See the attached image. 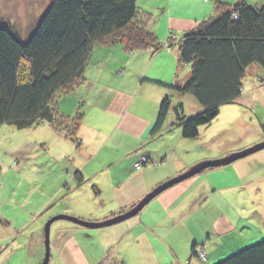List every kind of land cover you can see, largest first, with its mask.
Returning a JSON list of instances; mask_svg holds the SVG:
<instances>
[{
	"label": "crops",
	"instance_id": "1",
	"mask_svg": "<svg viewBox=\"0 0 264 264\" xmlns=\"http://www.w3.org/2000/svg\"><path fill=\"white\" fill-rule=\"evenodd\" d=\"M174 1L136 0V4L151 16L154 12L164 14L161 19L168 20L166 30L170 34L190 32L215 12L208 2L192 0L189 12L195 15L190 16L183 5L174 6ZM243 1L225 2L234 5ZM198 8L207 11L197 14ZM155 26L153 30L163 45ZM165 34L163 40H166ZM94 49L100 54L97 61H94ZM93 52L84 72V82L63 94L60 103L72 107V114L68 116H81L76 125L78 142L74 143L48 122L29 128L53 134V143L61 149L60 155L52 158L54 166L60 160L59 171L57 167L45 171L40 164L37 168L35 196L40 198L34 201L38 205L34 213L40 212L39 218L49 212L46 219L63 213L84 221L103 222L126 212L156 187L189 167L222 157L221 154L214 156L211 150L202 152L199 137H183L181 128L175 129L174 119L168 121L167 117L162 128L155 129L162 102L170 97L172 87L184 84L190 76L191 70L180 76L182 70L178 65L191 67L181 62L177 44L163 46L156 53L149 48L130 50L125 43L96 44ZM162 54L177 69L170 67L167 75H161L164 73L159 68L150 73L151 65L145 66L149 61L153 64ZM101 56L108 62L101 63ZM256 81L246 75L242 93L232 103L252 107L263 119L264 112L256 113V109L258 106L264 109V85ZM196 152L199 157H189ZM141 153L148 155L152 164L136 170L134 164ZM258 181L264 184V150L228 166L206 170L167 189L136 216L120 223L87 228L67 220L55 221L51 226L49 264H204L196 257L198 247L203 245L208 258L205 264H214L232 253V248H226L225 244L245 220L243 215L235 218L237 223L228 216H216L217 194L232 190L237 195L243 191L255 195L254 190L262 185ZM260 199L264 200L263 191ZM44 238L43 228H39L32 235L31 244L29 239H20L18 247L10 250L11 255L19 251L17 256L21 254V258L10 262L8 257V264H41ZM6 240L0 239V242Z\"/></svg>",
	"mask_w": 264,
	"mask_h": 264
},
{
	"label": "trees",
	"instance_id": "2",
	"mask_svg": "<svg viewBox=\"0 0 264 264\" xmlns=\"http://www.w3.org/2000/svg\"><path fill=\"white\" fill-rule=\"evenodd\" d=\"M215 14L216 19L201 22L176 43L181 62L190 65L191 72L184 84L172 89L194 96L203 107L189 119L178 115L182 135L188 139L198 137L200 127L216 119L223 105L240 97L249 67L264 70V7L218 1ZM152 20L136 0H53L26 42L9 25L0 24V127L24 129L48 122L78 142L81 116L73 118L71 131L73 121L57 110L58 97L84 82L96 44L125 43L130 50L160 51L163 45ZM171 108L172 100L166 97L156 131ZM214 264H264V241Z\"/></svg>",
	"mask_w": 264,
	"mask_h": 264
},
{
	"label": "rangeland",
	"instance_id": "3",
	"mask_svg": "<svg viewBox=\"0 0 264 264\" xmlns=\"http://www.w3.org/2000/svg\"><path fill=\"white\" fill-rule=\"evenodd\" d=\"M51 1L53 0H0V24L9 25L11 30L20 36L19 37L16 35L19 40H21L22 42H26L31 31L34 29V27L38 23L39 19L42 17V14H44V12L46 11V8L48 7ZM191 1L192 0H175L173 2V5H183V7L187 9L186 14L192 16L195 15V13L191 11L189 12L192 6L190 5ZM203 1L208 2L209 5L211 4L212 7L214 6V10L216 11V3L218 0ZM225 1L220 0V2L223 3H225ZM228 1L234 2V0H227V2ZM244 2H246L249 6H252L253 8L259 9L264 7V0H245ZM227 4L232 5L233 3ZM206 11L207 10H204L203 8H198L197 14L204 13ZM159 13L160 14H156L154 12L152 14L151 17L153 20L151 26L153 27L156 24L155 28L158 33L159 39L161 40V42H163V46L172 47V45L170 44L171 42L169 41L171 34L169 31L166 30L168 20H162L161 18L164 14H162L161 12ZM209 16L210 17H208L206 21L214 20L217 18L218 15L214 12ZM172 19H174V16L172 17ZM165 30L166 34L164 33ZM164 34L166 35V40H163ZM173 34L181 38V36H183L185 33L183 35H180L178 33L173 32ZM167 42H170L169 46ZM173 45L175 44L173 43ZM164 50H167V48H165ZM93 53L94 61H97L99 58L97 55L100 54L95 49ZM167 57V55L162 54L161 58L156 60L153 64H151L149 61L145 68L151 65L150 73H152L153 70L159 68L164 73L161 75H167L170 70V67H173V70H175V68L177 69V65L175 66L174 62L172 63ZM102 58L103 57L101 56L99 59L101 63L108 62V59ZM178 67L182 70L180 73L181 77H184L187 73H189L190 68L188 66L180 64V66L178 65ZM121 72H123L122 69ZM260 73L264 74V70L260 67L257 68L254 65L247 69L245 76L247 75L248 78H253L254 80H257L256 83L264 85V75L260 76ZM169 93L171 94L170 98L172 100V103L174 104L173 106L177 107L176 109L172 107L168 116V121H171L172 119L175 120V129L181 128L179 126L178 115L189 119L199 115L203 111L202 105L194 96L190 94H185V97L181 98V96H179L180 94L176 91H173L172 89ZM61 99L62 95L57 99V110L60 116L71 122L74 115H68L72 114L70 113L72 112V107L70 105L61 106ZM60 106L63 112H67L63 113L60 110ZM251 108H246L236 103L223 105L220 108L219 115L216 119H214L209 124L200 127L198 139L200 140V144L202 145L201 151H205L206 153H208L209 150H211V152L215 154L214 156H217L218 154L222 155V157L218 156L214 159H207L202 162L222 159L224 157H227L237 152L244 151L259 143L264 142V118H259L258 115L255 114V110ZM257 111L263 113L264 109L258 106L256 109V113ZM72 121L73 123H71V126L69 127L71 128V131H73L74 129L72 127H75L74 119ZM181 130L179 131L180 133ZM53 137V134H45L41 132L40 129H37L35 131L29 128L19 129L16 126L10 124H4L0 127V239H7L4 242H0V264H8V257H11L10 262L11 260L14 261V259L16 258H21V254L17 256V253L19 251L11 255L10 247H18L17 243H19L20 239H29L28 243L31 244L32 235L37 231V229L43 228V232L45 233L46 223L54 217L53 215L46 219V217L49 216V212H47L46 215H42L44 216L42 218H39L41 214L40 212L37 214L34 213L36 212V207L38 206L34 204V201L39 200L40 198L38 196H35V194L38 192L36 191V177L39 175V172L37 171V168H40L39 164L43 166L44 169H46L45 171H48L53 167H57V171H59V165H61L59 163L60 160H58L55 166L54 161L52 162L53 156H58L61 153L60 147L53 143ZM67 137L70 138V136ZM70 139L73 141L72 138ZM185 142L187 143L188 141ZM41 144H43L44 147H41ZM261 151L250 154L244 158H240L237 161L246 159ZM24 153L27 155L25 156ZM183 154L188 156L187 151H184ZM195 154L196 155H192L189 157H192L194 159L199 157L197 152ZM149 164H152L150 157L141 153L139 155L138 160L134 164V168L136 170H140L144 166H147ZM192 167H189L186 171L180 173L179 175H176L175 177L167 180L166 182L183 175ZM185 180L181 182H184ZM257 183L259 185H262H260L257 189L254 190V192L256 193L255 195H252L251 191H243L242 195H237L238 193L232 190H227V192L225 190L224 192H221L224 193L223 195L217 194L218 199L215 202L217 206V213L215 214L216 216L225 215L229 218H232L234 222H236L237 218L240 219L239 217L242 215L245 218V220L242 221V224L244 225H241L240 228L238 226L236 235H232V238L228 239L227 243L225 244L226 248H232V251H230L232 253L235 252L238 247L242 246V244L243 246L241 248H244L257 242L264 241V220L261 219V211L264 212V200L262 201L260 199V191L264 192V184L263 181H258ZM173 186L169 188H172ZM164 191H162L160 194H162ZM139 202L130 209H128L126 212L136 207ZM237 208L238 210L240 209L239 212H237ZM256 208L258 211H260V213L256 210ZM30 219L32 220L27 223ZM8 222L10 223L9 225H7ZM57 222L59 223L63 221ZM24 224L26 226L22 228ZM52 231L53 230H51V232ZM9 235L12 236L10 238H7V236ZM42 243L44 244V246H42L43 259H45V240H42ZM205 248L206 245L198 247L196 255V257L204 264L208 263L207 252ZM227 256L228 255L223 258H226Z\"/></svg>",
	"mask_w": 264,
	"mask_h": 264
},
{
	"label": "water",
	"instance_id": "4",
	"mask_svg": "<svg viewBox=\"0 0 264 264\" xmlns=\"http://www.w3.org/2000/svg\"><path fill=\"white\" fill-rule=\"evenodd\" d=\"M264 149V142L259 143L251 148H248L244 151L234 153L232 155H229L227 157H224L222 159H217V160H212V161H205L201 162L195 166H193L189 171L185 172L183 175L176 177L159 187H157L155 190H153L151 193H149L142 201L139 202V204L134 207L132 210L115 216L111 219H108L103 222H89V221H84L81 220L77 217L66 215V214H61L57 215L53 218H51L45 226V245H46V255L45 259L41 264H49L50 261V235H51V226L55 221L58 220H67L76 224H79L81 226L87 227V228H101V227H107L111 226L117 223H120L122 221H125L127 219H130L134 216H136L153 198H155L157 195H159L162 191L166 190L167 188L185 180L188 178H191L200 172L210 169V168H219L222 166H227L230 165L231 163L237 161L240 158H244L250 154H253L255 152L261 151Z\"/></svg>",
	"mask_w": 264,
	"mask_h": 264
},
{
	"label": "built area",
	"instance_id": "5",
	"mask_svg": "<svg viewBox=\"0 0 264 264\" xmlns=\"http://www.w3.org/2000/svg\"><path fill=\"white\" fill-rule=\"evenodd\" d=\"M180 39V37H177L175 34H171L170 35V38H169V41L171 42H168V46H169V43L171 44V45H173V43L174 44H176L177 42H178V40ZM202 252V251H201ZM116 264H119V263H116Z\"/></svg>",
	"mask_w": 264,
	"mask_h": 264
}]
</instances>
